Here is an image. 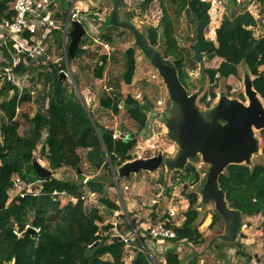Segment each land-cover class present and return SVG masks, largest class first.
Returning a JSON list of instances; mask_svg holds the SVG:
<instances>
[{"label":"trees","instance_id":"16d2710c","mask_svg":"<svg viewBox=\"0 0 264 264\" xmlns=\"http://www.w3.org/2000/svg\"><path fill=\"white\" fill-rule=\"evenodd\" d=\"M8 1L0 0V18L7 10ZM165 2L166 0H142V9L146 11L152 3L159 6V29L165 46L163 56L173 59L180 82L185 83L188 76L184 71V61L195 69L198 57L195 58L194 54L190 56L187 50L178 47L174 36V15L169 13ZM231 2L235 4L232 0ZM173 3L178 4L175 16L185 12L195 28L192 49L197 47L201 54L209 58H222L217 68L204 69L211 87L202 101L205 102L207 97L210 100L215 99L213 89L217 80L236 77L237 66L242 62L254 77L251 82L253 90L264 101V70H260L264 68V38H255L252 28L256 26V20L253 16L243 11L231 18L224 17L220 23H213L211 16L216 10L210 9L209 4L199 0H173ZM159 29L147 30V40L152 47L157 44ZM206 31L209 38L206 37ZM102 39L106 43L112 41L107 35ZM84 55L90 58L91 52L82 46L73 58L68 55V64ZM125 55L127 62L124 83L130 84L135 71L134 50L128 49ZM106 63L107 57L101 56L92 70L95 79H102ZM4 67V64H0V73ZM49 67L50 71L44 73L36 68H26L22 64L15 68L18 74L27 73L30 82L42 79L44 85L51 87L45 111L37 112L32 119L24 116L32 124L26 135H19L20 123L17 121L16 110L31 100L29 92L24 90L20 93L17 87L8 83L0 87V112L5 122L1 128L0 145V264H124L127 249L130 248L135 250V258L131 264H149L146 240L138 231H135V243L140 248L136 250L132 244L110 236L108 233L113 228L111 225L100 227L104 220L98 207H84V198L82 199V188L85 187L92 194L104 195V192L100 180L90 179L83 185V175L79 170L82 159L78 150L86 151L85 160L95 169L105 167L113 170L133 160L136 140L133 138L129 141H117L107 134L105 128L87 112L75 94L68 93L57 67L51 64ZM35 74L37 77H34ZM74 81L78 85L76 78ZM119 100L116 93L104 94L99 99V107L116 117L119 115ZM123 104L129 108L130 118L137 127L143 129L147 121L145 112L129 97ZM119 132L124 136L130 135L123 128ZM260 136L264 144V130L260 131ZM39 145L41 160L46 161L52 170H75L79 182L63 181L54 176L40 179L31 164L33 153ZM184 172V179L191 180V183L200 181L199 173L192 164H187ZM15 178L23 189L32 184L33 190L37 192L9 200L8 191ZM218 185L231 209L245 217L264 218V165L257 164L251 168L246 165H230L218 177ZM187 198L189 207L185 213V221L181 227L173 228L176 233L174 241L185 240L198 244L202 237L195 224L198 218L194 207L197 196L190 193ZM101 203L108 206L111 213L119 211V207L109 203L106 198ZM22 211L30 216L26 222L16 227L15 222L20 221ZM164 219L165 217L161 218ZM27 225L40 229L37 240L23 233ZM262 225L264 244V223ZM134 227L132 222L127 226L128 229ZM15 228L18 233L23 234L16 236L13 233ZM261 261L264 263V255ZM165 264H179L178 255L167 251Z\"/></svg>","mask_w":264,"mask_h":264},{"label":"rangeland","instance_id":"374dc122","mask_svg":"<svg viewBox=\"0 0 264 264\" xmlns=\"http://www.w3.org/2000/svg\"><path fill=\"white\" fill-rule=\"evenodd\" d=\"M55 1L58 3L60 11L66 14L69 4L65 3L64 0ZM257 1L255 2V6L252 7L251 5L248 7L245 1L241 5H238V3L233 4L231 0H222V5L220 6L222 11L219 13L220 11L216 10L217 13L214 14L213 19H216V23H220L224 17L231 18L235 14L249 9L252 11V16L260 22L258 28H252L255 38L260 39L262 38L261 35L264 34V6ZM100 2L99 7L89 9L92 13L98 11V17L92 16L91 13L88 14L89 22L86 24L88 32L83 33L78 44V48L83 46V49H88L91 52V57L89 58L84 55L78 57L76 60L73 59L68 64L67 58L71 43L70 33L68 34L66 43H64L63 32L57 31L53 34V43L47 51L45 64L39 60L38 64L40 67L36 69L43 73L49 72V65H55L59 70L58 73L60 75L61 73L64 74L63 80L67 86L68 93H74L87 112L106 131H112V137L114 132H119L120 128H123L130 134L129 136L132 139L136 140L135 150L132 153L134 158L132 161L126 163L150 159L159 154L162 156L163 162L159 168L151 171L131 172L125 177L121 171L124 164L113 170L105 167L95 169L86 162V151L78 150V154L82 159L79 170L83 175V185L90 179L100 180L104 192V195L93 194L91 196L90 194L92 193L86 187L82 188L84 207H98L104 220V223L100 227L106 224L113 227L108 233L110 236L118 235L125 240L132 239L134 232L127 228L132 222L135 225V229L145 238L146 249L159 262L164 250L162 251L156 245L157 241L147 237L146 230L148 228L163 221L161 218L165 215L168 216L169 210H173L175 214L177 212L181 216L183 211L188 210L189 203L187 196L192 192L197 193L198 196V202L194 207L198 209L200 217L197 219L196 224L199 226L203 222L206 223L208 217L214 214L213 201L202 198L203 186L209 166L204 164L200 157L192 158L187 162V164H192L198 171L200 175L198 183H191V180L184 179V166L181 168L174 166L179 149L176 146L174 148V143L168 137L167 130L163 125L171 104L169 95L162 79L153 68L149 57L136 43L134 32L129 27L132 26L134 30L147 39L146 35L149 28L159 29V19L161 16V13H157L159 6L157 3H152L144 11L142 9V0H125L121 2L119 0H102ZM115 3H118L116 4L118 8H116ZM177 5H174L173 0H166L165 2L169 13L174 15V36L178 47L187 50L190 56H192L195 53L192 49L195 28L185 12H182L179 16H175V11L178 8ZM101 20L105 23L102 28L97 29L98 26H102ZM206 33V37L209 38L207 31ZM106 35L111 37V43H106L102 39ZM164 47L162 32L159 29L157 44L155 47H152V50L159 55L160 59L162 58L166 63L174 65L173 59L164 58ZM128 49L134 50L135 71L131 83L125 84L123 77L126 72L127 62L125 52ZM101 56L107 57V63L102 79L97 80L92 75V70L95 64L99 62ZM221 61L222 58L220 57L209 58L200 54L195 69H192L184 61V67L189 72L186 79L187 91L189 95H197V106L202 112H206L210 107L214 106V101L212 100L209 102L207 100L205 102L201 101L211 87L208 78L204 74V69L216 68ZM237 69L236 77L217 80L216 87L213 89L216 96L221 95L242 102L246 101L243 95V82L247 76L251 82L254 77L248 73L244 62L240 63ZM260 70L263 71L264 68ZM34 77H37V74ZM74 78L78 80V85L75 84ZM23 82V89L34 94L31 96L29 102L22 104L16 110L17 121L20 123L18 131L20 136L26 135L32 128V124L24 116L32 119L37 112H44L48 106L51 90L50 86L44 85L42 79H36L34 83L29 82V79L23 80ZM111 93H116L120 98L119 115L116 117H112L110 113L105 112L99 107V99L104 94ZM128 97L135 101L147 116L146 125L143 129H139L130 118L129 108L124 106V104L122 105V102ZM206 102L210 106L206 107ZM4 123L0 112V143L2 141L1 128ZM254 134L256 140L260 142L258 147L261 149L263 143L260 132L255 131ZM39 150L40 145L33 153V158L42 167L50 171L52 176L63 181L79 182L80 179L75 170L70 168L52 170L46 161L41 160ZM257 164L264 165V156L261 154V151L252 157L249 166L251 168ZM16 196H18V192L12 186L8 191V198L10 200ZM104 198L109 203L111 202L118 206L119 211L111 213L109 207L101 203V200H104ZM27 214L26 211L21 212L20 221L15 222L16 227L26 222V219L30 216V214ZM214 219H217V217L214 216ZM121 233H123V236H121ZM131 244L133 248L139 250L140 247L135 242ZM173 244H175V247H172V249L176 251L177 245L181 244V242L177 241ZM134 258L135 250L131 248L127 249V257L124 264H131ZM225 263L226 261L222 262V264Z\"/></svg>","mask_w":264,"mask_h":264},{"label":"water","instance_id":"95a60500","mask_svg":"<svg viewBox=\"0 0 264 264\" xmlns=\"http://www.w3.org/2000/svg\"><path fill=\"white\" fill-rule=\"evenodd\" d=\"M129 27L134 32L136 43L149 57L153 68L159 73V76L163 78L171 97L180 102L184 113L185 123L181 124L179 133V140L182 143L181 152L174 166L181 168L188 158L195 157L197 152L202 154L203 161L212 166L204 192L207 196L210 195L214 198L217 210L228 219L233 237H235L240 228L241 219L237 211L226 209L223 203L225 194L219 188L218 177L223 174V170L228 166L241 165L243 161L248 159L249 154L253 152L252 128L260 131L264 130V107L257 101V93L252 89L251 81L246 80V96L249 100L248 107H245L240 102H232L226 98H222L217 111L222 119L229 122L228 125L219 127L215 124H204L194 107L195 98H188L184 90L179 87L174 68L165 65V62L163 63L159 55L152 50V46L147 39L134 30L132 26ZM83 33L84 30L78 23L72 24L69 47V56L71 58L74 57L75 52L78 50V44ZM194 51L195 58L199 57L200 52L197 47H195ZM60 76L63 80L64 74L61 73ZM173 78L175 83L173 82ZM106 133L112 135V131H106ZM114 134L119 137L118 141L124 138V135L120 132H114ZM130 138L131 136H128L126 139ZM162 162L163 158L159 154L150 159L126 163L123 165L121 171L123 176L126 177L131 172L137 173L155 170L162 165ZM31 164L34 173L40 179L52 177V173L42 167L34 158ZM25 233L31 237L35 235L32 228H29Z\"/></svg>","mask_w":264,"mask_h":264},{"label":"crops","instance_id":"0c3cea01","mask_svg":"<svg viewBox=\"0 0 264 264\" xmlns=\"http://www.w3.org/2000/svg\"><path fill=\"white\" fill-rule=\"evenodd\" d=\"M73 1H74L73 2L74 3V9L79 13V15L82 18H83V16H85L84 19L87 22H89L88 14H90V13L92 16L98 17V13H97L98 11H96V13H97L96 14V13H92V11H89V9L99 7V3H101L100 1H102V0H73ZM116 4H118V3H115V5ZM261 4H263V3H261ZM116 8H118V5H116ZM249 12L252 14L251 10H249ZM213 17L214 16H212L211 19H212L213 23H216V19L214 20ZM253 18H254V16H253ZM254 19L256 20V26L254 28H256V27L258 28V25L260 22H258L257 18H254ZM101 23H102V26H98L97 29L102 28L103 24L105 22L103 20H101ZM162 61H163V63L165 62L164 59H162ZM165 65L172 66L174 68L175 73H176V79L178 81L179 87H181V89L184 90V92L186 93V96L188 98H191V97L195 98L194 99V107L196 108V110H197V112H198L199 116L201 117L204 124H215L219 127H224V126L228 125L229 122L227 120L222 119L220 117L219 112L217 111V108H218L219 103H220L222 98H226L227 100L232 101V102H234V101L240 102L245 107L249 106V100L246 96V80H249L248 76L243 82L244 83L243 95H244L246 101L242 102V101H239L236 99H230L229 97H225V96H221V95L216 96V94H215V99L212 100V101H214V106L210 107L206 112H202L199 110V108L197 106V95L196 94L189 95V93L187 91V88H188L187 83H186L187 78L185 79V83L180 82V79L178 77V73H177L174 65L166 63V62H165ZM206 69H208V68H206ZM212 69H215V68H212ZM184 71L186 72V74L188 76L189 72L185 69V67H184ZM237 71H238V69H237ZM158 75H159V73H158ZM161 79H162V82L164 83L163 78H161ZM173 82H174V78H173ZM164 85L167 89L171 104H170V108L168 110V115L166 116V118L163 121V125L165 126V128L167 130L168 137L171 138L172 142L174 143V145H173L174 148H175V146L178 147V149H179L178 155H179L181 152V146H182V143L179 140V133L181 130L180 129L181 124L185 123L184 113L182 111V107H181L180 102L171 97V94H170V91H169L167 85L165 83H164ZM256 98H257L258 102L261 101L258 95H256ZM202 99H201V101H202ZM206 100L208 102L211 101L209 97H207L205 99V101ZM208 102H206V104ZM122 104H123V102H122ZM208 104L205 106L206 107L210 106V104L209 105ZM259 104L264 107V105L261 102H259ZM255 131L260 132V130L252 128V138H253V142H254V150H253V152H251L249 154L248 159L243 161L241 165H246V166L250 167L249 164L252 160V157L255 154H257L259 151H261V154H262V149L264 147V144H263V147L261 149L258 147V144L260 142L256 140V137L254 134ZM261 141H262V138H261ZM262 143H263V141H262ZM195 157H200L202 162L204 164H206L202 159L201 153L197 152ZM195 157H193V158H195ZM190 159H192V158H188L186 160L184 167ZM206 165L209 166V171L207 173L206 181H205V184L203 186L202 198L206 199V200H212L213 201L215 212L213 215L208 217V219L206 218L207 219L206 223L205 222H203L202 224L200 223L201 225L198 226L195 222L197 230L201 234V237H202L200 243L192 244L188 241L181 240V241H179V242H181V244L177 245L176 251L173 249L169 250V251H173L178 255L179 264H222V262H225V261H226L225 264H257V263L264 264L261 261V257L264 254V244H263V239H262V226H263L262 224L264 223V218H261V217H253V218L245 217L237 211L239 213L241 223H240V228L238 229V231L236 233V236L233 237V232L229 226L228 219L225 218L217 210L216 202H215L214 198L210 195L207 196L204 192V187L207 184L208 175H209V172L212 168L211 165H209V164H206ZM225 170H226V168L223 170V173ZM192 193H195V192H192ZM195 194L197 196V193H195ZM197 202H198V196H197ZM197 202H196V204H197ZM223 203L226 206L227 210H233L229 207V204L226 201V198L223 199ZM195 210L198 213V218H199L200 217L199 211L197 208H195ZM171 211H173V210H171ZM186 211L185 212L183 211V214L181 216H179V214H177V212H176L175 217H173L172 219H169L171 222V225L174 228L175 227L176 228L181 227V225L185 221ZM214 216H216L217 219H214ZM164 217H165V219L166 218L168 219V216L165 215ZM130 230H132L133 232L137 231L135 229V227H134V229H130ZM121 234H123V233H121ZM173 247H175V245ZM162 258H163V256H162ZM221 259H222V262H221Z\"/></svg>","mask_w":264,"mask_h":264},{"label":"built area","instance_id":"2783aa9c","mask_svg":"<svg viewBox=\"0 0 264 264\" xmlns=\"http://www.w3.org/2000/svg\"><path fill=\"white\" fill-rule=\"evenodd\" d=\"M64 1L69 4L66 14L60 11V7L55 0H9L7 2V10L0 18V64L5 65L2 70L3 72L0 73V87L4 83H8L17 87L20 93L24 91L23 80L29 79V75L27 73L18 74L15 71V68H17L19 64H22L26 68H39V60L45 64L46 54L50 45L53 43L52 37L55 32H63L64 43H66L68 34L70 33L74 22L78 23L85 33L88 32V27L86 28L87 21L74 9V1ZM199 1L209 4L210 9L219 10V13L222 11L220 8L222 0ZM244 1L247 6L250 7L251 5L255 6L257 0H234L233 2L241 5ZM246 11L249 12V9ZM214 14L215 13H213L212 16H214ZM261 36L264 38V34ZM29 94L32 96L34 93L29 92ZM119 102L120 100L118 103ZM113 137V139L117 141L119 140V137L114 133ZM126 137L127 136H124L121 141H129L132 139H126ZM1 144L2 141L0 145ZM12 186L18 192L20 198H23L25 194L37 192L36 190H33L32 184L27 185L25 189H23L17 178L13 179ZM90 195L93 196V194ZM73 202H75V200H73ZM175 215L174 211L169 210L168 219L166 218L146 230L147 237L157 241L156 245L161 248L162 251L164 250L162 254L163 258H161L159 262L155 261L152 254L147 250L146 254L150 258L149 264H165V253L171 250L175 245L173 243H175L174 240L176 239V233L169 220L175 217ZM29 228L32 227L27 225L25 231ZM32 229L35 232L32 239L37 240L40 229ZM25 231L23 233H25ZM13 233L16 236H21L23 234L18 233L16 229L13 230ZM121 236H123V234H121ZM112 237L116 240H124L128 244H131L132 242H135L137 235L134 232V235L130 240H125L118 235Z\"/></svg>","mask_w":264,"mask_h":264},{"label":"bare ground","instance_id":"6f19581e","mask_svg":"<svg viewBox=\"0 0 264 264\" xmlns=\"http://www.w3.org/2000/svg\"><path fill=\"white\" fill-rule=\"evenodd\" d=\"M259 98H260V97H259ZM260 100H261V101H259V102H261L262 104H264V101H263V99H261V98H260Z\"/></svg>","mask_w":264,"mask_h":264}]
</instances>
